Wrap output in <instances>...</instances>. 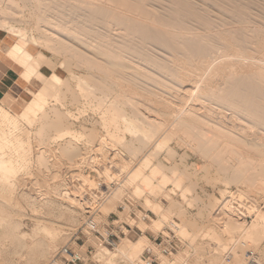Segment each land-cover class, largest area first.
<instances>
[{"label":"bare ground","instance_id":"obj_1","mask_svg":"<svg viewBox=\"0 0 264 264\" xmlns=\"http://www.w3.org/2000/svg\"><path fill=\"white\" fill-rule=\"evenodd\" d=\"M24 8H28L26 13ZM0 30L14 38L3 51L21 68V79L29 82L34 77L41 84L19 112L0 103V197L9 194L8 202L22 198L26 202L22 206L30 207L28 210L36 216L31 228L37 229L35 233L45 232L44 237H38L33 229L29 238L20 230L21 218L27 215L24 209L8 211L7 197L0 199V240L7 241L6 245L10 242V246L16 243V248L12 245L15 255L27 249L23 252L27 264H38L37 259L46 254L42 250L44 241L49 244L47 252H54L61 236L55 218L74 220L78 216L76 209L85 202L74 195L77 187L70 192L71 188L51 190L48 185L38 186L31 180L24 183L19 180L21 171L28 173L34 164L39 168L40 164L48 163L55 148L58 156L78 166L83 161L77 158L81 153L76 140L86 138L90 148H94L92 152L99 149L95 150L96 162L103 161L108 168L121 167L124 181L139 180L148 187L144 204L157 213V208L163 209L151 195L159 194L157 191L172 181L171 176L174 175L171 183L176 186L185 178L184 174L176 173L177 164L170 167L173 174L169 173L170 176L163 172L161 161L152 158H156L154 150L163 146L168 153L172 152L169 154H176L175 145H168V141H174L180 148L200 152L196 155L214 161L223 170L231 168L232 182L239 184L251 176L244 190L237 189L222 198L216 214L213 213L216 220L212 219L218 225L222 223L221 232L230 241L242 238L236 248L233 242L231 249L232 261L241 264L237 249L249 246L256 229L264 224V208H252L256 215L247 226L243 210L231 205L237 197L251 196L252 191H248L254 186L264 187V177L259 175L260 166H264V0H0ZM31 45L65 55L60 62L63 69H69L73 58V67L77 64L88 71L79 74L69 69L66 78L55 72L44 75L40 71L43 64L55 65L42 51L33 53ZM80 99L85 100L95 118L82 132L76 130L78 121L68 108V103H78ZM23 123L27 126L23 127ZM32 139L36 142L34 150ZM52 146L55 148L51 151ZM106 148L114 152L113 157L104 156ZM252 150H259L262 155L254 156ZM135 160L138 166L135 170L131 168L134 170L131 172L128 169ZM146 166H152L151 174L144 171ZM156 173L163 183L160 186L151 184ZM103 174L106 176L107 172ZM78 178L85 177L79 174ZM87 179L85 184L91 196L100 198L107 193L98 190L94 180ZM133 188L138 195L143 190L139 185ZM118 196L116 193L104 208L113 205ZM230 206L234 212L228 213ZM37 207H42V211L36 213ZM166 213L164 209L161 217L152 219L148 223L150 228H161L169 216ZM170 226L182 236L191 235L188 223L172 222ZM206 233L220 239L215 230ZM234 234L238 239L235 240ZM148 241L146 235L134 240L121 238L114 250L99 246L93 257L104 264H116L119 257L142 264L140 254L148 247ZM221 251L215 246L208 264H227L220 259ZM188 255L185 250L170 256L159 255L158 264H187ZM254 261L261 264L258 259Z\"/></svg>","mask_w":264,"mask_h":264},{"label":"rangeland","instance_id":"obj_2","mask_svg":"<svg viewBox=\"0 0 264 264\" xmlns=\"http://www.w3.org/2000/svg\"><path fill=\"white\" fill-rule=\"evenodd\" d=\"M25 9L26 8H24V11H25ZM26 11H28V8L26 9ZM26 11H25V13H26ZM36 34H38V33L36 32ZM7 38H8V40H7ZM11 39H13V40H11ZM12 42H14V38H9L7 36L6 32L0 30V48H2V50H5L7 48V46L10 45ZM30 50L33 53H35L37 51H42L44 53L45 57L49 58L51 61H53V64L55 65V66H53L54 68L51 66H48V67H50V69L52 68V70H55L56 74L62 78H66V76L68 77L69 69L73 70L75 72H78L79 74H86L85 70H87V69H85L84 66L82 67V66L77 65V64L74 65L75 68L72 66V64L74 62L73 58H71V59L69 58L71 60V62H69V64H68L69 69L65 67L66 69H68V70H66L65 68L63 69V67L61 68V65H60L61 59H63V61H64V58H66L65 55L63 56V54H62V56H61L60 53L53 52L51 50H46L45 48L41 47L40 45H31ZM70 53L71 52H68V54H70ZM58 54H60V55H58ZM70 57H72V56H70ZM43 65H45V64H43ZM78 68H81V69L79 70ZM48 76H50V75H48ZM32 79L37 80V82H36L37 85L35 86V89H34V91H36L41 84L37 78L33 77V78H31V80ZM32 92L33 91H31V93ZM83 100L80 99V101L78 103L77 102L68 103V108H71L70 110L72 111L76 120L78 121V122H76L78 124H76L77 127H75V128L77 131H81V132L84 131V128L90 126V123L92 122V120L95 119V118L94 119L92 118L93 114H92L89 106L85 103V100H84V102H83ZM0 103H1V101H0ZM24 103L25 102H22V103H19L17 105H11V104L6 105L5 103L4 104L7 106V109H9L10 111L19 112ZM227 118H228L227 120H229V117H227ZM22 125H23V127L27 126L24 123ZM250 130H254V129L250 128ZM85 139L86 138H84L82 141L76 140L78 143H80L78 146L80 147L79 153H81V155L79 154V156L77 158H79L78 159L79 161H81V160L83 161V162H80L78 166L72 165L75 163L69 162V160L65 159L63 156H58L59 152H57L58 151L57 148L52 146V147H50V149L52 151V149L54 150V148H55L54 154L56 156L50 155L48 157L50 160L48 159L49 162L45 164L46 167H45V165L42 166L40 164L42 167L39 165V168H38L37 167L38 165L34 164L33 165L34 167L33 166L30 167V169L28 171L29 174L27 173V171H24V172L21 171L20 172L21 174L19 175V180L23 181L24 183H28L31 180V182H33V184L35 183L38 186H39V183H41L43 185L44 184L48 185L46 187H49L51 190H54V189L55 190H64L66 188H69V189L71 188L70 192L72 191V189L77 187L78 189L76 188V190L74 191L75 194L74 193L73 194L76 197H78V196L81 197V199L83 200V201L81 200L82 202L85 201L84 204L81 206L82 208H84L83 210H80V209H82L80 207L76 209V211L78 212L77 213L78 216H76V218L74 220H72V219L67 220L64 218H61V219L58 218L57 219V217L56 218L54 217L55 223L57 224V228H58V226H60L58 229L61 230V231H59V234L62 237L59 236V240L56 243V246H54V252H52L50 254L47 252V246L49 244H47V242L44 241V243L42 245V250L44 252H46V254H45V257H41V258L37 259V261L40 259L38 261V264H51V263L70 264L66 260V257L59 252L60 249L64 246L69 247L72 250L80 252L84 257L83 264H100V263L104 264L103 262L95 261L96 259L93 257V254H95V251L99 246H104V247L108 248L109 250H114V248H116L117 244L120 243L121 238H128L130 240H134V239H136L142 235H146L148 237V239H149L148 244H147L148 247H152L153 249L158 251V248L156 245L163 239V236L166 235L169 228H171L170 225L172 224V222H175L176 224H180V225H182L183 223H185V224L188 223V225L190 224V226H188V231H189V233L191 232L190 234L193 236L191 237V235H190V236L186 237V235L184 236V234L182 236V233H180V231H178V235H179L178 238H180V240H181L180 245L174 251H172L170 253H163V254L160 253L159 255L170 256L171 254H175L177 252H182L183 250H185V251H187L188 254H190L188 256H190L189 258L191 260L189 259L188 263H191V264H194V263L195 264H208L209 263L207 260L208 256H210L214 247L216 246V247H218V249L220 251L222 250L221 251V257H220L221 261L226 263L224 256L226 253H229L231 256L232 243L234 241L233 240L230 241L228 238V235L221 232L222 223L218 225V224H216V222H214L216 219H214L213 213L216 214V211H217L216 207L218 206L220 201H222V198L224 196H226L227 194H231V193L235 192L237 189L242 188L244 190L246 187L245 184L247 182V178L249 179V178H251V176H248L247 178H245V180L243 182H239V184H237V182H232L234 180L232 179L233 177H231L232 176L231 168H229L230 170L229 169L223 170L222 167L215 164L214 161L210 162V161H207L208 159H204L206 157L202 156L203 158H200L201 157L200 155H196L197 153L199 154L200 152H192L191 149L189 150V149H186L184 147L180 148L178 145L175 144L174 141H170V142L168 141L169 146L172 147L175 145L174 148L177 151V153L174 155L169 154L172 152L169 151V153H168V151H167L168 148L163 146L160 149L158 148L159 150H161V152L158 149L154 150V152L157 150V152L154 153V156H156L157 159L152 157L153 161L158 160L157 162L160 163L159 162V160H160L161 165L164 168L161 165H159V166L162 167L163 172H165L167 174L170 173L171 175H173L170 172V170L172 168L171 166H174L175 164H177L176 173L177 174L178 173L184 174L185 180L183 179L182 183L180 185L178 184V186H176V184L171 183L173 181L174 175L171 176L169 174L171 176L170 179L172 181L169 180L167 183H165L166 185L165 184L163 185V188L160 187L161 192L159 190H158L159 192L157 191V193H159V194L155 193L154 195H151L153 200H155L154 202H156L157 204L159 203L158 205H160V207L163 209V210H161V209L157 208L158 212L159 213L161 212L160 214H162V212L165 209L166 212L169 213L168 214L169 216L166 217V220L164 219V221L162 222V224L160 226L161 228H158V230L157 229H151L149 226V224H150L149 222L152 219H158L161 216L158 212L156 213V211H154V210L152 211L151 208H149L148 206H146L144 204L145 203L144 198L148 194V187L145 186L139 180L136 181L135 183H129L127 181H124L125 180L123 178L124 174L121 171L122 170L121 167L109 166V168H108V165L105 162H103V161L102 162H96L94 157H96L99 149H98V151L95 149L97 152L95 150H94V152H92V150L94 148L93 149L90 148L91 145L89 144L88 141H86L87 139L86 140ZM84 141H86L87 143H85ZM31 142H33V144L31 143V146H32V149L34 150L36 148V144H35L36 142L33 139L31 140ZM34 145H35V147H34ZM89 149H90V151H89ZM247 150H249V149H247ZM164 151H165V153H164ZM33 152H35V151H33ZM117 153L120 155L122 153V150L117 151ZM103 154H104V156H107L108 159H109V156L110 157L114 156L113 155L114 152L112 153V150H110L109 148L108 149L106 148V150H104ZM251 154L254 156H258V155L261 156L262 155V153H260L259 150H252ZM170 155H173V156L170 157ZM232 155H234V154H231V156ZM82 156L86 159V162L89 163V164L87 163L88 165L86 163H84V159L82 158ZM80 158H82V159H80ZM90 161L93 162L92 163L93 165L91 164ZM183 162L185 164H183ZM99 163H101V164L99 165ZM101 165H102V167H101ZM133 165H135V166H133ZM133 165H132V167L131 166L129 167L130 169L126 168L124 170L125 176H126L128 170L131 171V168L134 170H135V168H137L136 167V165H137L136 160H135ZM216 165H217V168H216ZM89 166H91L92 168L91 167L89 168ZM262 166L263 165L260 166L261 167L260 173L263 172L262 170L264 169V168L262 169ZM115 168H117V169H115ZM150 168L152 169V166H150V167L146 166V168L144 167V171L146 173L151 174ZM259 170H256V172L258 173ZM105 171L107 172L108 176L107 175L105 176L103 174V173H106ZM133 171H131V172H133ZM159 172L161 174L160 168H159ZM181 172H183V173H181ZM256 172L254 171V173H256ZM260 173H259V175L264 177V175H263L264 172L262 174H260ZM79 174L81 175L82 178L85 177L86 179L81 178L82 180H79V178H78ZM250 174L252 175L253 173L250 172ZM159 175L158 174H157V176L155 175V178L151 181V184H153L154 186H157V185L160 186V184L161 185L163 184V183H160V179H159L160 176ZM86 176L88 178H91V180H94L95 187H97L98 190L102 189L103 191L107 192L104 195H102L104 198L101 196H100V198H97L95 196H91V190L87 186L88 184H85V181L88 180ZM253 177H254V175H253ZM76 178H78V179H76ZM227 179L228 180L230 179V180L227 181ZM231 179H232V181H231ZM225 180L227 182H225ZM78 182H80V183H78ZM156 183H157V185H156ZM106 185H109V188H105ZM128 185H130V186H128ZM134 185H139L140 190L143 189L139 195H138V193L133 192L134 188L132 189V187H134ZM239 185H241V186H239ZM188 187H190V188H188ZM256 187L255 186L253 187L255 190L253 188H251L248 191V193L250 191H252L250 194L252 196V198H251V196H249V194H247V196H245V197L240 196V197H242L240 199H239V197H237V200L239 202L235 199L234 203H232V204L230 203L231 205H234L236 207H240V209L243 210V214H245L244 218H245V221L247 223V226H248V224H250L253 221V219L255 218V215H256V213H252V211H253L252 208L257 207V210L264 208V204H263L264 203V187L263 186H261V187L258 186V188H256ZM166 190H168L167 194L165 193ZM116 193H119L118 198H116L115 202L112 203L113 205H109L108 207H105V208H107V209H105L104 206H106V204L110 201V199ZM1 194L3 195L4 193H1ZM6 194L7 193H5V196H2L4 199L2 197H0V199L3 201V200H6L5 198L7 197V200L5 202L11 204V205L8 204L9 208L7 206L8 211L12 210L11 212H13V210H14V212H16L17 210H19V211L23 212V210H21V209H24L25 214L28 215V216L25 215L21 218L23 225L20 226L21 227L20 230L22 232H25V234L26 235L28 234V236H29L30 235L29 232L32 233V231L34 229V233H33L34 235L38 234V237H40V236L44 237L43 233L45 234V232L40 231L41 233L43 232L42 234H39L40 232L35 233L36 232L35 230H37V229L31 228L32 226L34 227L33 222L35 220L33 217H36V216H33L31 214L32 211L30 212V210H28V209H30V207H28L27 205H24L27 208L22 206L23 203L26 204V202L23 201L22 198L14 199V200L12 199V200H10V202H8L9 194L7 196H6ZM15 200H17L19 204L16 205L17 201L15 203H13V201H15ZM60 201H61V199H60ZM236 201L238 202V204ZM61 202H63V201H61ZM18 205H21V207ZM11 206H14V208H17V209H14ZM232 207L233 206H230L229 208H227L228 213L234 212V209ZM38 208L39 207H37V212L35 211L36 213H38V211H40V210L42 211V209H41L42 207H40L39 210H38ZM85 209L88 210V212ZM157 209H155V210H157ZM31 210H32V208H31ZM45 211H47V210H45ZM35 212H34V214H36ZM246 213H248V214L246 215ZM54 214L57 215L56 212ZM49 215H53V214L50 213ZM30 217H31V219H30ZM16 218H18V217H16ZM212 219H214V221H212ZM211 223H215V224H211ZM141 224H143L144 227H140ZM191 224H193V225H191ZM0 230H1V228H0ZM210 230H215L219 234L220 239L217 240L213 237L211 238V235L209 237V235L206 233V231L208 232ZM235 234H238V233L236 232ZM235 234H234V237H235ZM28 236H25L26 240H28ZM253 236H254V238H253L254 240L250 241L249 246H247L243 249H237L238 253L240 254V255L238 254L240 257L239 261H240V263H243L245 261V259H244L245 250L253 249L252 251L254 253V258L258 259V261L261 264H264V224L260 225L256 229ZM30 237H31V235L29 236V238ZM190 237H191V239H190ZM224 237H225V239H224ZM238 237L239 236L237 235V237H235V240L238 239ZM226 238H228V240L230 242L228 240H226ZM111 239L114 240V242H115L114 245L108 244V242ZM239 239L242 240V238H240V237H239ZM239 239L237 241H235L236 244H235V242L233 243V248L237 247V243L240 241ZM225 240H226V242H225ZM0 241H1L0 242V262L1 263L0 264H17V263L21 264L22 260H23L22 262L25 261V264H27L26 259H24V258H26L25 254H23V252L25 253V251L27 249H23L22 252L20 250V253H19L20 255L17 256V254L15 255V253H14V247L16 248V246H15L16 243H13L12 245H14V247H12V245L10 246V244H11L10 242H8L6 245L7 241L3 240V241H5V243H3L2 240H0ZM226 243L228 245H226ZM223 246H225L226 248ZM210 247H213V249L212 248L210 249ZM5 249H8V250H5ZM12 250H13V252H12ZM21 253L23 254L22 255L23 259L20 258ZM241 254H242V256H241ZM5 255H7V256H5ZM141 255H142V253L140 254V260H141ZM4 258H5V260H4ZM158 260H159V258H158ZM158 260L154 264H158ZM5 261H7V262H5ZM141 263L143 264L142 261H141ZM22 264H24V263H22ZM116 264H135V263H130V261L128 259H126L125 257L124 258L119 257L117 259ZM183 264H186V263H183Z\"/></svg>","mask_w":264,"mask_h":264},{"label":"crops","instance_id":"obj_3","mask_svg":"<svg viewBox=\"0 0 264 264\" xmlns=\"http://www.w3.org/2000/svg\"><path fill=\"white\" fill-rule=\"evenodd\" d=\"M40 68V71L47 76L55 72L46 65H42ZM20 72L21 68L18 64L5 56L4 51L0 48V101L6 105L25 102L37 85L36 79L29 82L23 81Z\"/></svg>","mask_w":264,"mask_h":264},{"label":"built area","instance_id":"obj_4","mask_svg":"<svg viewBox=\"0 0 264 264\" xmlns=\"http://www.w3.org/2000/svg\"><path fill=\"white\" fill-rule=\"evenodd\" d=\"M179 235L177 231L175 230V227L169 228L167 231V234L163 236V239L156 245L158 248V251L153 249L152 247H147L141 255V260L143 264H154L157 262L159 258V254L163 253H170L174 251L181 243L180 238H178ZM109 245H114L115 242L113 239H111L108 242ZM62 255L66 257V260L70 264H82L84 261L83 255L75 250L70 249L69 247H62L59 251ZM224 259L227 264H235L232 261V257L229 253H226L224 256ZM244 259L245 261L241 264H257L254 261V253L252 250L247 249L244 252Z\"/></svg>","mask_w":264,"mask_h":264}]
</instances>
